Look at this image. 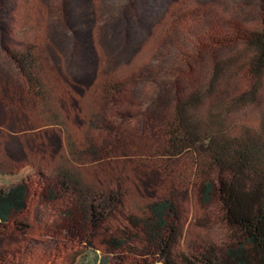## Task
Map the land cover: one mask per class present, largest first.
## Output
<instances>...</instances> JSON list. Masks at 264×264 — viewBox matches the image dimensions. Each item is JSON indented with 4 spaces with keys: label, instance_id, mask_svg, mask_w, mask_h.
Listing matches in <instances>:
<instances>
[{
    "label": "rangeland",
    "instance_id": "1",
    "mask_svg": "<svg viewBox=\"0 0 264 264\" xmlns=\"http://www.w3.org/2000/svg\"><path fill=\"white\" fill-rule=\"evenodd\" d=\"M263 20L264 0H0V188L29 185L18 217L29 229L0 227V264H75L78 253L94 263L87 243L97 238L78 229V216L74 223L61 216L62 201L45 191L60 169L98 191L122 189L134 214L171 198L187 256L227 242L230 229L216 201L204 204L193 185H174L154 168L136 165L135 154L151 159L146 144L157 140L155 130L177 93L201 84L213 61L240 48L198 54L201 41L233 25L258 28ZM26 51L42 68L37 78L46 96H34L13 58ZM193 54L198 62L188 60ZM112 82L124 86L108 99L104 89ZM231 119L259 126L264 91L258 104L236 107ZM89 144L107 152L100 158L81 153ZM109 258L129 264L119 254Z\"/></svg>",
    "mask_w": 264,
    "mask_h": 264
},
{
    "label": "trees",
    "instance_id": "2",
    "mask_svg": "<svg viewBox=\"0 0 264 264\" xmlns=\"http://www.w3.org/2000/svg\"><path fill=\"white\" fill-rule=\"evenodd\" d=\"M233 44L240 48L232 58L213 61L201 84L177 93L172 111L155 130L157 140L146 144L151 159L135 154L136 165L154 168L174 185H193L204 204L216 201L230 229L227 242L205 245L187 256L181 252L183 228L171 198L151 202L134 214L127 209L122 189L98 191L60 169L54 182H46L45 191L51 200L62 201L61 216L69 223L78 216V229L97 238L95 245L87 243L93 264H111L109 256L116 254L129 264H264V121L252 127L231 119L236 107L258 104L264 91V20L258 28L233 25L214 33L208 43L201 41L197 53ZM13 58L34 96H46L37 78L42 68L32 53L20 52ZM199 58L188 56L195 62ZM123 86L108 84L104 97L115 98ZM101 152L107 151L92 144L81 151L92 158H100ZM28 189L27 181L0 188V227L15 223L16 230L29 229L18 219L26 209ZM115 218L123 219L119 224ZM86 260L78 253L74 262L91 264Z\"/></svg>",
    "mask_w": 264,
    "mask_h": 264
}]
</instances>
